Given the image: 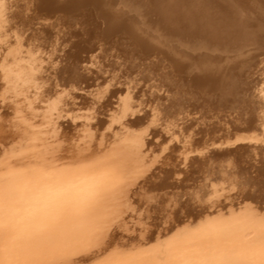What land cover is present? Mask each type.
<instances>
[{
  "label": "bare ground",
  "instance_id": "1",
  "mask_svg": "<svg viewBox=\"0 0 264 264\" xmlns=\"http://www.w3.org/2000/svg\"><path fill=\"white\" fill-rule=\"evenodd\" d=\"M23 130L101 155L100 183L33 216L71 229L18 239L54 249L7 264H93L125 231L142 245L177 228L221 264H264V0H0V157Z\"/></svg>",
  "mask_w": 264,
  "mask_h": 264
},
{
  "label": "rangeland",
  "instance_id": "2",
  "mask_svg": "<svg viewBox=\"0 0 264 264\" xmlns=\"http://www.w3.org/2000/svg\"><path fill=\"white\" fill-rule=\"evenodd\" d=\"M33 129H36V127L34 126ZM21 132H26V134L25 133L22 134ZM20 133H19L20 135L18 134L17 139L14 140L11 143V145L5 149V152L2 153L1 157H0V160H1L0 161V224L3 227H5V231L0 230V264H7V260L12 258L11 257L12 255L20 253L22 251L27 252V251L32 250V253H33V251L35 252V251H38L39 249L40 250L41 249L42 250L43 249H54L57 246L55 244H48V245L40 244V245H38V244L32 243V245H34L32 247V245L29 246L25 243L22 244L20 242L22 239H20V241H18L17 239H19V237H22L25 232H27L28 234L30 233L29 236L36 235L37 232L39 233L41 230L44 231V227H48L49 226L48 224L52 223V225H54L56 220H58V221H56L57 223L59 222L61 225H63L62 223H64V225L66 226L67 224H69V222L67 223L66 221H69L68 218L72 219V216H71V218L69 217L70 215L68 216V218L66 216H63V218L64 217L67 218L66 220L63 218H60L59 215H61V214H59L58 216L57 215L49 216L47 218H44L41 221L42 224L38 225L37 227L33 226L34 224H36V222H32L30 224H25L24 222L26 221V219L30 218L31 216H34L37 212L43 210V208H45L47 206H48L47 207L48 209H55V207L58 208L60 206L61 202H62L61 205L63 204L62 206H64V207L69 206L70 202L66 201V198H68V196L65 197V195L63 196L64 198H62L61 200L65 199L66 202L61 201V200H59V201L56 200V202H58V203L60 202V203L59 204L55 203V205H52L54 203L49 204V202L54 201V194L56 196L59 193H63V192L66 193L68 190H70L71 192L68 191V193L70 192V194H74L76 196L79 192H82L89 187V185H87V184H89L90 181H91L90 187L88 188L89 191H90V189L92 190V188H94L91 184H94V182H96L94 185H98L100 183L99 179L97 180V178H99V177H97L96 172H94V170L91 171L90 169H89V171H87V170H88V168H90L92 166V162H94V160H95L94 163H96V161L98 162V159L101 160L100 159L102 157L101 155L99 156V158L97 157L98 155H96L97 158L95 156L83 157V155H85L87 152H81V153L79 152L80 154L69 153V154H67V156L65 155L64 157H59L60 154H58V152L56 154V151L53 150L52 145H54V144L50 143L49 142L50 140H48L47 142H49L48 143L49 146H47L48 145V144H46L47 139L45 140V138L44 139L41 138V136L45 137L44 133H41L42 135H40L39 133L32 134L30 132L31 133L30 134L29 131H27V130L26 131L25 130L20 131ZM32 135L34 137H31ZM35 135H37V136H35ZM36 138L38 139L37 141H36ZM35 141H36V143H35ZM41 143H43L42 146H41ZM50 146H51V149L49 148ZM8 148H9V151H8ZM14 151H16V152H14ZM19 154H20V156H19ZM53 155L55 158L53 157ZM94 157H95V159H94ZM67 161H69V162H67ZM80 167H82L84 169L86 168L85 171H83L84 169L82 170V168H80ZM81 171L84 173H82ZM18 172L21 173L20 174L21 176L18 175L19 174ZM78 172L79 173L81 172V175H79ZM77 174H78V176H76ZM64 177L68 181L64 182L63 180H61ZM58 178H59V180H61L60 182L58 181ZM70 179H71L72 183H69ZM90 179H92V180H90ZM81 180H83V181H81ZM93 180H94V182H93ZM57 181H58V183H57ZM84 185H86V186H84ZM72 186L74 187V189ZM91 186H92V188H91ZM77 187H79V189L81 191ZM72 190H74V192H72ZM75 192H77V193H75ZM39 197L41 199H43L44 201H42V202L39 201V203H38V201L35 200L32 202V199H37ZM64 202H65V204H64ZM66 203H68V206H65ZM77 204H79V202H77ZM49 205H51V206H49ZM70 205H72V204L70 203ZM52 206L53 207L55 206V207L53 208ZM50 207H52V208H50ZM83 212H79V211L77 212L76 211V215H78L79 213H82L80 216L81 217H82V215L85 216V214H87V213H83ZM74 217H75V215H74ZM37 218H40V217H37ZM56 218H58V219H56ZM53 220H54V222H52ZM64 220H65V222H64ZM61 221H63V222H61ZM79 221L81 222V219ZM47 222H49V223H47ZM46 223H47V225H46ZM56 225H58V224H56ZM64 225L62 226L61 229H63ZM74 225L77 226L78 223L77 224L75 223ZM74 225H71V226H74ZM41 227H43V228L41 229ZM69 228L71 229V227H69ZM47 229L45 228V230H47ZM64 229H65V227H64ZM185 229H186V231H182V229L180 230V228H177L173 232V234L170 235L171 237L173 236L172 238H174V239H172L170 237H167L166 239H159L158 238L159 240L157 239L158 241H154L155 243L153 242L152 244L151 243L146 244V242L144 244L141 241L142 245H140V240H139L141 238V237H139L140 233L137 234L138 235L137 240L129 242V240L127 239V235L128 234L134 235V233L132 231L131 232L125 231V233L127 232V234H125L123 232L126 235L125 239L123 238L124 236H122V235H124V234L122 233V235H121L122 237L118 238L112 244V246L108 247V249L105 251V254H104V252H101V254L103 253L104 256L102 258H100L99 260H97L93 264H106L108 262L114 263L117 260L118 261H122V260L124 261L126 259H132L134 263L132 262L131 264H141L143 262L142 259H144V258L147 259L148 257H149L148 259L151 260V262L157 260V258H158L157 261H159L160 264H221L222 263L224 258L221 259V256H218L219 254L216 253L215 249H212V250L209 249L208 248L209 243H207V244L205 243L204 238H207V237H206L204 232H203L204 236H203V234L201 235V236H203V238L199 239L200 238L199 236H198L199 238H197V236H195L196 233H198V235L201 234L198 229H196V230H198V232L195 229H192V230L196 231V232L192 231V234L195 233L194 236L192 234L190 235L191 229H189L190 231H188V232H187L188 228H184V230ZM201 230H202V228H201ZM181 231L183 233L180 234L179 236H177L176 234H179ZM57 233H61V231L59 230V232H57ZM140 236H143V234H141ZM176 237H178V238H176ZM189 237H190V239H189ZM191 237H192L193 241H191ZM121 238L123 239V241L119 240ZM179 240H181L183 242H181ZM121 241H122V244H121ZM137 241H139V242L137 243ZM162 241L165 243H163ZM22 242H25V241H22ZM119 242H120V244H119ZM156 242H157V244H156ZM184 242H185V245H184ZM136 243H137V246H135ZM193 245H195V246H193ZM200 245H203V246L205 245V246L203 248V246H200ZM156 246H158V247H156ZM183 246H184V248H183ZM197 246H199L200 248L198 249ZM136 247H137V249H136ZM195 247H196V249H195ZM150 248L151 249L153 248V249L151 250ZM178 248H180V249H178ZM160 249L163 251H161ZM137 250H138V252H137ZM157 250H159V251H157ZM203 250H204V252H203ZM206 250L208 253L206 252ZM123 251H124V253H123ZM194 251H195L196 255L194 254ZM126 252H127V254H126ZM60 253H61L60 251H57L55 256L59 255ZM139 253L142 254V256ZM157 253H158V255H157ZM128 255L131 257H129ZM132 255H133V257L134 256L135 257L133 258ZM138 255H139V257H138ZM123 256H124V258H123ZM125 256H126V258H125ZM144 256H146V257H144ZM150 257H152L153 260L150 259ZM213 257H215V258H213ZM38 258H37L38 260L37 259L32 260L31 262H28L27 264H69L68 261L66 262V261H61L58 259L54 260V258H51V257H42V259L40 257H38ZM119 259H121V260H119ZM134 259H136L137 261H135ZM23 261L24 260L20 258V260L17 261L18 262L17 264H21ZM140 261H142V262H140ZM144 261H146V260L144 259ZM72 264H77V263L73 262Z\"/></svg>",
  "mask_w": 264,
  "mask_h": 264
},
{
  "label": "flooded vegetation",
  "instance_id": "3",
  "mask_svg": "<svg viewBox=\"0 0 264 264\" xmlns=\"http://www.w3.org/2000/svg\"><path fill=\"white\" fill-rule=\"evenodd\" d=\"M60 195H63V194H60V193H59V196H60ZM56 196H57V195H56ZM56 196H54V198H55ZM60 197H63V196H60ZM60 197H58L59 199L56 197L55 200H56V199H57V200H60V199H61ZM38 199H40V198H37V201H38V202H39V201H40V202L43 201L42 199H40V200H38ZM32 201H35V199H32ZM45 208H46V207H45ZM45 208H43V210H42V212H41V214H40L41 216H45L46 213L50 211L48 208H47V209H45ZM58 208H60V209L62 208L61 210H64V209H65V207H58ZM58 208H55V209H58ZM63 208H64V209H63ZM45 210H48V211L44 212ZM51 210H52V209H51ZM65 210H66V209H65ZM39 213H40V212L36 213L35 216H36L37 214L39 215ZM33 219L35 220V217L31 216L30 218L26 219V221H25L24 223H25V224H30V223L34 222ZM40 219H41V218H40ZM31 220H32V221H31ZM36 220H37V219H36ZM22 222H23V221H22ZM36 224H37V223H36ZM36 224H34L33 226L36 227V226H37ZM17 226H18V225H17ZM0 230H1V231H5V227H3L1 224H0ZM26 233H27V232H25L24 235H26ZM20 239H21V237H19V240H20ZM17 240H18V239H17ZM19 240H18V241H19ZM12 260H13V258H10V261H12ZM129 263L131 264L132 262L130 261V262H128V264H129ZM145 263H146V262H145ZM145 263H143V264H145ZM125 264H127V263H125ZM146 264H150V263L147 262Z\"/></svg>",
  "mask_w": 264,
  "mask_h": 264
}]
</instances>
